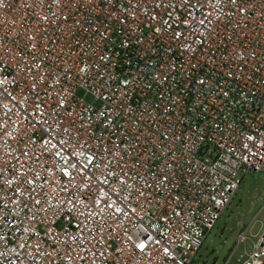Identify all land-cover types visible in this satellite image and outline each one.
<instances>
[{
  "label": "built area",
  "instance_id": "built-area-1",
  "mask_svg": "<svg viewBox=\"0 0 264 264\" xmlns=\"http://www.w3.org/2000/svg\"><path fill=\"white\" fill-rule=\"evenodd\" d=\"M30 3L4 0L0 6V60L7 62H0V80L9 82L4 86L7 91L0 89V205L8 204L0 216L14 222L12 230L0 231L6 236L0 253L5 249L11 253L0 255V264H27L32 257L35 264H104L105 258L107 264H208L198 262L197 254L244 172L264 175V148L252 147L239 171L226 175L227 167H222V162L241 155L248 143L244 137L256 136L258 145L264 136V0H237L244 12L236 14L233 7L231 17L222 18L216 27V32L226 28L225 36L235 30V46L245 56L243 73L227 82L228 98L198 95L196 80L206 78L211 62L200 52L195 58L184 55L179 41L168 45L166 37L154 39L147 29L141 32L152 41L151 47L148 41L139 50L108 45L114 55L106 69L86 51L88 34L78 25L69 29L72 21L43 34L33 58L27 37L37 27L33 17L40 9ZM216 15L212 13L213 18ZM226 47L230 52L231 46L225 44L212 50L219 57ZM21 53L31 72L21 71L24 65L16 59ZM190 59L197 67H189ZM81 62L93 66L86 75L77 70ZM133 77L139 83L123 93L119 82ZM103 97H110V102ZM107 109L110 122L97 116ZM81 151L96 157L90 172L79 168L85 163ZM177 160L182 162L179 166ZM77 161V167L69 169L75 178L64 177L59 169ZM22 171L29 179L41 176L37 191L42 184V198L50 192L53 204L72 200L77 210L53 215L50 209L46 217L37 214L30 232L17 230L15 224L34 212L30 200L28 208L12 202L25 187ZM168 172L169 181L161 184ZM5 176L12 181L10 186ZM4 226L5 219H0ZM247 228L237 235L223 264H229L236 247L246 241ZM129 236L148 245L144 253L132 246ZM17 252L22 259L16 258ZM262 261L264 241L259 235L240 264Z\"/></svg>",
  "mask_w": 264,
  "mask_h": 264
},
{
  "label": "snow or ice",
  "instance_id": "snow-or-ice-1",
  "mask_svg": "<svg viewBox=\"0 0 264 264\" xmlns=\"http://www.w3.org/2000/svg\"><path fill=\"white\" fill-rule=\"evenodd\" d=\"M3 3L4 0H0V6H3ZM30 7L40 9V12L33 17L37 27L32 30L33 34L27 37L32 42L29 52L33 58H35L37 42L42 38L43 34L48 30L54 33L57 28H64L69 21H72L69 29L75 30V26L78 25L88 34L90 40L86 51L93 53L99 66L105 69L112 64V56L114 55L112 48L108 47V45L118 46L122 51L139 50L143 47L145 41H148L149 47H151L152 41L148 40L146 33L142 34L141 32V29H147L154 39H164L166 37L168 45H175L179 41V46H182L184 55H191L195 58V53L200 52L205 60L211 62L208 65L209 71L205 74L206 78L196 80V83L200 87L198 95L203 96L205 93H209L216 98H228L229 92L226 89L227 82L235 79L244 71L245 56L239 54L237 46H235V41L233 40L235 30H233V33L227 34V36L224 35L226 32V28L224 27H221L220 32H216V27L220 25L221 19L231 17V9L233 7L237 8L236 14L244 12L243 7L238 5L237 0H31ZM202 9L205 11L201 12ZM213 12L217 14L215 18L212 16ZM198 16L199 19L197 18ZM209 24L213 27L209 28ZM49 42L55 43L51 39H49ZM76 43L79 45L80 41H76ZM221 44L231 46V51L229 52L227 47L220 49L221 55L218 57L212 49H219ZM205 45L208 47L205 48ZM63 50L61 48V51ZM16 59L18 63L24 65L21 71H24L26 68L27 71L31 72L32 69L27 66L24 53H21ZM0 62L5 65L7 64L6 61L0 60ZM36 67L39 68L40 65L37 64ZM76 67L79 72L86 75L93 66L84 65L81 62ZM189 67H197L196 64L192 63V59L189 60ZM97 75H100L99 71ZM215 77H219V79L214 80ZM110 78L114 79V77ZM7 83L9 82L6 78L0 80V89L7 91L4 87ZM44 83V78H41L38 82L40 86ZM119 83L122 86L123 93L126 94L129 85L139 83V81L136 77H133L132 79L126 78ZM148 87H151V85ZM103 98L110 102V97ZM120 101L122 104L124 101L123 95L120 97ZM173 103L177 102L174 101ZM121 104H117L118 109L121 107ZM57 106L62 109L65 108V105L59 103V101H57ZM37 108H39V105H37ZM204 110H207V106H205ZM110 112L111 109H107L106 111L99 112L97 116L110 122L111 116L108 115ZM145 112H147V109H145ZM148 115L150 116L151 113H148ZM88 131L90 129L86 128L85 133ZM80 138L83 139V134ZM244 139L248 143L243 145L241 155L235 160L222 162V167H227L226 175L230 172L239 171L240 166L247 160V154L251 151L252 147H256L258 151L260 148H264V136L259 137L260 143L258 145L256 144L257 137L254 135H248ZM60 143L64 144L66 142L60 141ZM80 147L83 149V145H80ZM113 147L118 148L119 146L114 144ZM234 151L229 149V152L232 154H234ZM24 155L27 156V153H24ZM79 155L83 156L85 161V163L79 165V168L90 172L89 164H92L96 158L95 155H84L83 151ZM171 155L175 158V153ZM252 155L255 156L257 153H252ZM261 160H264V157H261ZM180 163L182 162L177 160L178 166ZM78 164L79 161L69 165L68 168L61 167L59 171L64 177L74 179L75 177L69 169L76 168ZM92 166L95 167L96 165L93 164ZM171 175V172L166 173L160 183L165 184L168 182ZM20 177L23 178L22 183L25 187L17 191V199L12 202L28 208V201L30 200L31 205L34 206V212L31 217L26 218V221L21 220L15 224L17 230L25 233L30 232L35 227L38 213H43L46 217L50 209L53 210V215H58L60 212L77 210L76 201H57L56 204H53V196L50 192L46 194L47 198H42L41 192L45 191L42 184H39L41 191H37V183L41 180L39 174L29 179L22 171ZM3 179L5 184L11 185L12 181H9L7 176ZM13 179L18 180L16 177ZM19 183L18 181V189ZM120 183H123V181ZM64 190L61 188V191ZM0 200H3L2 196H0ZM213 200H215V197H213ZM216 202L219 203V201ZM7 207V202L0 205V213ZM108 207L111 208L112 205L109 204ZM79 211L80 214H83L84 209L81 208ZM0 219H5V226L0 227V231H5V227L7 230H12L14 222H9L2 216H0ZM25 222L28 227H22ZM137 239L139 240V237ZM3 240H6V236H0V241ZM128 240L141 253H144L148 247L143 240L135 242L130 236ZM156 243H159V241H156ZM24 246L22 244L20 247L23 248ZM167 252L168 249L165 248V254ZM5 253L8 255L11 254L7 249H5ZM5 253H0V255H5ZM27 257L28 254L25 253L23 259H27ZM16 258L22 259L19 252H17ZM27 264H35V257L27 259ZM104 264H107L106 258Z\"/></svg>",
  "mask_w": 264,
  "mask_h": 264
},
{
  "label": "rangeland",
  "instance_id": "rangeland-1",
  "mask_svg": "<svg viewBox=\"0 0 264 264\" xmlns=\"http://www.w3.org/2000/svg\"><path fill=\"white\" fill-rule=\"evenodd\" d=\"M92 102L91 96H86ZM246 231V241L238 245L229 264H240L252 252L253 244L264 229V175L261 172H244V178L216 224L208 232L197 254L198 262L223 264L233 249L240 232Z\"/></svg>",
  "mask_w": 264,
  "mask_h": 264
},
{
  "label": "water",
  "instance_id": "water-1",
  "mask_svg": "<svg viewBox=\"0 0 264 264\" xmlns=\"http://www.w3.org/2000/svg\"><path fill=\"white\" fill-rule=\"evenodd\" d=\"M260 235H261L262 240L264 241V229ZM261 264H264V261H262Z\"/></svg>",
  "mask_w": 264,
  "mask_h": 264
},
{
  "label": "trees",
  "instance_id": "trees-1",
  "mask_svg": "<svg viewBox=\"0 0 264 264\" xmlns=\"http://www.w3.org/2000/svg\"><path fill=\"white\" fill-rule=\"evenodd\" d=\"M241 183H242V181H241ZM241 183H240V185H241ZM240 185H239V187H240ZM239 187H238V189H239Z\"/></svg>",
  "mask_w": 264,
  "mask_h": 264
}]
</instances>
